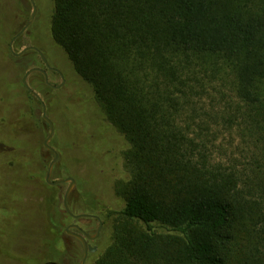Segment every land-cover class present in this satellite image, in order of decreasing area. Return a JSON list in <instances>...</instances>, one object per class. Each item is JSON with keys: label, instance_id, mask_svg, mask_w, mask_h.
I'll return each instance as SVG.
<instances>
[{"label": "trees", "instance_id": "1", "mask_svg": "<svg viewBox=\"0 0 264 264\" xmlns=\"http://www.w3.org/2000/svg\"><path fill=\"white\" fill-rule=\"evenodd\" d=\"M52 1L50 15L40 1L28 30L34 45L61 47L75 70L54 89L53 108L42 80L52 144L76 180L72 200L100 192L85 186L96 180L85 175L91 150L70 126L61 135L67 118L73 123L62 107L76 98L69 88L79 94L77 120L99 116L117 149L128 147L129 174L113 187L115 223L91 264H264V0ZM10 4L16 20L0 34V229L24 234L22 242L13 235L24 264H44L64 253L72 218L61 185L46 181L49 125L23 82L38 54L10 49L31 5L0 0ZM73 149L85 158L76 161ZM31 199L34 216L17 210Z\"/></svg>", "mask_w": 264, "mask_h": 264}, {"label": "rangeland", "instance_id": "2", "mask_svg": "<svg viewBox=\"0 0 264 264\" xmlns=\"http://www.w3.org/2000/svg\"><path fill=\"white\" fill-rule=\"evenodd\" d=\"M29 1V0H28ZM40 1L41 3L45 4V8H46V12L48 15L51 14V8L53 6V1L52 0H35L36 2V5H37V12H38V7L40 8ZM30 5H31V8H30V14H29V17L28 19L30 18L32 12H33V5L31 4V2L29 1ZM14 7V4H10V8L9 10H5L7 8H2V6L0 7V34L2 35H6L7 36V29L10 30V28H12V26L14 25L15 23V18H14V14L12 13V9ZM20 12V10H19ZM15 13H18V9H15ZM37 14V13H36ZM47 15V16H48ZM38 16V14H37ZM36 18V16H35ZM28 21V20H27ZM45 21H48L47 18ZM42 22V21H41ZM24 27V26H23ZM22 27V28H23ZM30 27V26H29ZM29 27L27 28V30L25 31V33L21 36L20 40L18 41V43H14L13 44V50L15 52H20L22 49H24L25 47L27 46H30V45H33V38L30 36L29 34ZM36 32V31H35ZM49 42H51L53 44V41L52 39L49 40ZM35 46H37L39 49H41V51L43 52V54L45 55L46 57V60L48 61V63L59 69L61 72L65 73L66 72L68 73V76H71V72L69 70H71V67L73 69V71L75 72L74 70V67L73 65L70 63L71 67L68 66V61H67V57H66V53L63 49H60L58 46H48V43H46V46H44L43 44H36ZM1 47V45H0ZM0 55H1V50H0ZM36 57V62L34 64H31L29 66L28 69L32 68V67H37V66H40V67H45L44 63L42 62V60L40 59L39 56H35ZM4 65H3V60L0 56V72L2 73L4 71ZM27 69V70H28ZM27 72V71H26ZM25 75V74H24ZM49 80L50 82H52L53 84H59L61 82V77L58 75V74H55V73H51L49 72ZM28 83L29 85L35 90L37 91L40 96L42 97V99H44V96L46 93L45 92V86L43 84V81H42V78L40 77V75L38 73H32L29 77H28ZM0 87H1V84H0ZM74 88V87H72ZM56 90L54 89H50V90H47V96L49 97V99H51V107H56V106H59L56 104L57 102V98H56ZM70 93L72 94L71 97H79V94L77 93H74V89H71L69 88L68 91L66 92V95ZM75 95V96H74ZM81 96V94H80ZM67 100L68 98L64 96V100ZM9 100V99H8ZM45 100V99H44ZM79 100L78 98H76V100L70 102V103H67L66 107H65V102L62 104V107L63 109L66 108V112L65 114L67 116H71V119L73 121V123L70 121L69 118H67L68 121H65L64 122V126L62 127V136L63 137H66L67 135V132H66V127L70 126V132L72 133L73 137H74V141H77L78 143H80V141H84L83 138H84V134H86V132H84L82 130V122L77 120V115L79 114V108H80V103H79ZM2 102H5V101H2ZM10 103H14V100H10ZM46 103V107H47V110H48V106H47V102L45 101ZM13 110L14 111H17V106H15V104L12 106ZM11 110V109H10ZM54 111V114H58L55 110ZM10 113V111H9ZM12 113V112H11ZM59 115V114H58ZM76 123V126L75 124ZM9 124L12 125L16 128L19 127V121L11 118L10 117V120H9ZM62 126V125H60ZM122 143H126L127 145V140L125 139V137H122L120 138ZM81 141V142H82ZM86 145L87 143L84 141L82 143V147L83 148H86ZM129 145V144H128ZM127 145V146H128ZM57 150H59V147H57L56 145L54 146ZM128 147H124L123 149L119 148L118 151H117V155H118V160L116 161V180L117 181H120L122 179V177L126 176V174H129V170L128 168L125 166L124 164V158H123V153H124V150H126ZM73 154H74V158H76L77 160L76 161H81L82 159H84L85 157L81 154V156H79L78 152H76L74 149H73ZM45 156H46V159L48 158V161L49 160H52L53 159V155L51 153H48V152H45ZM94 157H91V158H88L86 164L89 162L90 165H86V168L85 169V175L86 177L90 176L91 173L89 172H93L94 175H95V171L97 170V168L95 167L96 165L94 164ZM35 164V165H34ZM32 164L33 167L36 166V162ZM89 169L91 171H89ZM123 175V176H122ZM69 176V168H68V165L65 164L62 159H59L57 161V163L55 164V167H54V170H53V175H52V179L55 180V179H58V178H65ZM86 187H88V190L87 191H90V187H93L94 188V191L95 192H100V188L95 184V185H92V184H89L87 183L85 185ZM68 187V183H64L62 186H61V190H62V194L65 193L66 189ZM33 190V188H30V191ZM106 202H102L101 203V207L99 209V212L101 215H107V220L110 221L111 225L113 226L114 223H115V219H116V214L113 212V210H115V205L112 203L111 206L108 204V200L109 203L112 202V199L109 198H104ZM114 202V201H113ZM118 202V201H116ZM115 203V202H114ZM35 205V200L34 199H31L29 201L25 200V204L24 206L22 207L21 205L17 207V210L20 211V210H28L30 215L31 216H34V213H33V208L31 206H34ZM113 206V207H112ZM36 221V217L34 219V222ZM73 218L69 220V222H73ZM82 219H78L74 222H77L79 223L80 225H82ZM27 225H33L31 224L33 221H28L27 220ZM96 222L94 221L93 224H95ZM15 232V231H14ZM19 233L18 234H14L12 232V237L11 236H7L5 234V232L0 229V264H24V261H23V251H22V248L20 246V244H18L17 242H22V238L24 236V234H22L20 231H18ZM13 235L15 237V239L17 240V242H15L13 240ZM67 246V245H66ZM104 250L103 246L100 247V253H102V251Z\"/></svg>", "mask_w": 264, "mask_h": 264}, {"label": "flooded vegetation", "instance_id": "3", "mask_svg": "<svg viewBox=\"0 0 264 264\" xmlns=\"http://www.w3.org/2000/svg\"><path fill=\"white\" fill-rule=\"evenodd\" d=\"M16 39L17 38L14 39V42ZM32 46H35V45L33 44ZM30 50L35 51L38 54V56L40 57V59L45 65V67L43 68L47 69L48 76H49V72H51V73L58 74L61 77L60 83H62V85L60 87H52L48 83H46L44 75L42 73L40 72H35V73H38L40 77L42 78V80L44 81V83L48 85L50 88L56 89V90H62L67 82V76H68L67 72L65 74L61 72L59 69L51 66L49 63L48 64L50 67H47L40 52L35 49H30ZM39 50L41 51V49ZM37 67H40V66H37ZM51 67L55 68V70L50 69ZM54 85H58V84H54ZM67 95L71 96L70 93H68ZM76 98L78 97L76 96ZM76 98L72 99V101L76 100ZM47 115L53 121L54 129H55V122L52 119V117L48 114V110H47ZM81 118H82L81 122H82L83 131L86 132V134H84L83 140L87 143L86 148H88L89 151L91 150V153L93 154L94 159H95L94 164L96 165L95 167L97 168V170L95 171L96 172L95 173V177H96L95 184L100 188V194H99V197H97L98 199L97 198L87 199V201L85 202L83 198H77L76 203H75L71 198L73 196V192H75L77 188L76 180H75L74 188L68 199L69 209L73 214L83 215V216L73 217L64 207V203H63V207L67 215L73 218L74 221L78 219H82L83 220L82 225L74 221L69 222L66 225L64 229V253L60 254L56 259L47 260L44 264H91L96 258L99 257L100 247L102 246L104 247V245L109 240V236L111 235L112 225L110 221L107 220V215H101L99 212V209L101 207V203L107 201V200L105 201L104 198H107V199L111 198L113 202V201H116L118 197L114 193V188H113L115 185L114 182L116 181L115 177L117 173L116 161L119 158L117 155V150H118L117 144L113 140V137H112L113 132L105 123L101 121L99 116H95L94 119H91V118L89 119L87 115H83ZM86 127H87V130H85ZM48 134H49V131H48ZM55 134H56V129L54 132V136ZM54 136L52 137L49 143L58 152V159H59L60 157L59 150H57L54 147L55 145L52 144ZM81 141L80 143H77V145L80 146V148L85 149L82 147V143L84 141L82 142ZM43 150L45 152L51 153L54 158V153L51 150L47 149L45 144H44ZM89 171L91 170L89 169ZM67 177H72V176H67ZM65 183H68V186L70 185V181L65 182ZM63 184L64 183H60L61 186ZM69 200H71L70 203H69ZM109 201L110 200H108V204L110 205L112 202L109 203ZM81 204L89 207L88 210L77 211L74 209L75 205L80 206ZM94 221L96 222L95 223L96 225L93 224ZM73 224H77L79 228L75 226H71ZM78 234L84 237L86 241L85 243L77 236Z\"/></svg>", "mask_w": 264, "mask_h": 264}, {"label": "water", "instance_id": "4", "mask_svg": "<svg viewBox=\"0 0 264 264\" xmlns=\"http://www.w3.org/2000/svg\"><path fill=\"white\" fill-rule=\"evenodd\" d=\"M31 2V4L33 5V12L30 16V18L28 19V21L25 23L24 27L15 35L14 39L15 38H18L20 36H22L25 31L27 30V28L32 24V22L34 21L35 19V16H36V13H37V5H36V2L35 0H29ZM14 39L11 40L10 42V49L12 51V53L16 56H20L22 54H24L26 51L30 50V49H35V50H38L44 60V62L46 63L47 67H50L49 64H48V61L46 60V57L44 56V54L35 46H27L25 47L24 49H22L20 52H15L13 50V42H14ZM50 69H54L55 68H50ZM35 72H40L44 75V78H45V81L46 83H48L50 86L52 87H60L62 85V83L58 84V85H54L52 84L50 81H49V76H48V72H47V69L43 68V67H32L30 69L27 70V72L25 73L24 75V78H23V82H24V85L25 87L31 92V94H33L35 97H37L41 103H42V114H43V117L44 119L49 123V126H50V130H49V134L48 136L46 137L45 139V146L47 149L51 150L53 153H54V158L51 160V162L49 163V166H48V170H47V173H46V181L49 183V184H52V185H56V184H60V183H65V182H68L70 181V185L68 186V188L66 189L65 193H64V196H63V203H64V207L66 208V210L73 216V217H80V216H83V215H75L73 214L70 209H69V204H68V199H69V196L74 188V185H75V179L73 177H67V178H58V179H55L53 180L52 179V175H53V170H54V165L58 159V152L50 145V140L52 139V137L54 136V132H55V129H54V123L53 121L50 119V117L47 115V107H46V104L45 102L43 101L42 97L40 96V94L35 91L28 83V77L32 74V73H35ZM64 80V79H63ZM71 226H75V227H78L77 224H73ZM79 228V227H78ZM84 243L86 242L84 237L82 235H77ZM89 236V235H88ZM90 237V236H89Z\"/></svg>", "mask_w": 264, "mask_h": 264}]
</instances>
